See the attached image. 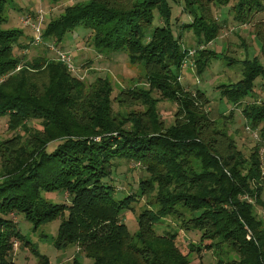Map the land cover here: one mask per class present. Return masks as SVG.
I'll return each instance as SVG.
<instances>
[{
  "label": "trees",
  "instance_id": "obj_1",
  "mask_svg": "<svg viewBox=\"0 0 264 264\" xmlns=\"http://www.w3.org/2000/svg\"><path fill=\"white\" fill-rule=\"evenodd\" d=\"M8 1L0 0V24ZM170 1L183 2L192 20L182 28L193 32L197 44L212 41L223 28L212 5L232 3L238 23L264 12V0H87L67 5L48 22L40 10L25 15L30 23L23 24L31 28L42 14L40 38L49 49L55 45L47 40L60 41L81 26L91 31L98 53L123 52L130 65H141L143 84L119 87L115 97L108 76L86 83L56 54L25 59L27 48L37 45L34 36L21 42L22 30L0 28V116H7L11 131L0 138V264H12L14 239L34 248L16 227L18 214L34 228L59 217L53 244H75L91 264H189V252L176 243L179 229L200 231V243L217 256L209 264H264V220L252 202L241 198L248 193L260 200L261 187L253 182L259 173L258 147L246 160L209 117L205 93L190 92L179 82L185 53L171 27ZM155 12L161 25L152 28ZM255 38L264 53L262 27ZM216 54L198 49L196 72L201 74ZM241 63L242 78L218 86L235 105L252 95L257 78L264 80L257 56ZM155 93L176 104L173 123L165 125L159 116ZM113 101L142 108L115 110ZM241 112L252 125L260 123L264 139V101L245 104ZM122 160L140 163L146 176L134 193L116 198L112 179ZM52 191L65 192L69 202L44 195ZM143 195L147 203L136 214L132 232L122 212ZM168 215L178 228L156 232L154 224ZM200 249L190 243L189 250ZM33 251L37 264H49L45 254Z\"/></svg>",
  "mask_w": 264,
  "mask_h": 264
},
{
  "label": "rangeland",
  "instance_id": "obj_2",
  "mask_svg": "<svg viewBox=\"0 0 264 264\" xmlns=\"http://www.w3.org/2000/svg\"><path fill=\"white\" fill-rule=\"evenodd\" d=\"M87 0H10L5 6L3 16L5 21L0 24L1 29H17L22 30V35L18 41L26 42L34 36V31L30 26H25L22 22L26 14L42 11L44 20L57 17L67 5ZM180 2V1H179ZM172 6L171 27L176 36H179L180 43L184 49V53L189 49H194L195 53L192 58V66L181 67L179 82L182 86L194 92L195 89L203 91L209 99L205 105L209 117L215 119L217 127L225 129L235 145L243 153L244 158L250 159V153L254 148L258 147V166L259 173L254 184L261 187L260 200L255 199L248 193L241 195V198L247 199L254 204V211L264 220V139L259 134L260 123L252 125L249 119L241 112L245 104L260 103L264 101V80L257 78L254 90L251 96L243 99L241 104L235 105L227 101L220 94L218 86L220 84L233 83L242 78V63L245 58L258 57L264 65V53L260 51V45L255 38V31L258 27H262L264 32V12H257L253 19L248 23H238L233 19L230 7L228 5H212V14L218 20L223 22V28L218 35L208 43H198L191 30L182 28V24L189 23L192 20L191 15L182 9L183 2L173 3ZM255 24V25H254ZM161 25V21L154 13L152 28ZM45 24L40 28L44 29ZM91 31L81 26L67 32L60 41L47 40L46 43L55 45L57 49L67 51L71 54L73 63L76 67L87 69V73L83 79L86 83L92 82L96 77H105L111 80L113 85L112 97H115L120 88L143 84V68L140 65L129 64L127 55L123 52H109L107 54L98 53L91 44ZM198 49H211L217 54V58H211L209 66L203 70L201 74L196 72L195 54ZM21 49L15 50L18 57ZM27 56L25 59H32L37 55L45 54L49 58H53L54 51L46 47L45 42L37 45H30L27 48ZM142 86V85H141ZM154 96L159 98L157 108L161 119L165 125L174 122V113L176 104L166 99L160 98L158 93ZM112 106L115 110L125 108V110L141 109V106L133 105L132 107L118 106L113 101ZM120 107V108H119ZM34 125H38L37 120H32ZM11 135V131L7 129V116H0V138ZM56 142H50L48 149L53 148ZM113 174L115 192L114 196L120 198L126 193H134L141 178L146 176V171L135 160L118 162L114 167ZM256 182V183H255ZM44 193V192H43ZM44 195L52 201L69 202L68 195L61 191L45 192ZM147 201L145 196L139 197L133 204V209H126L122 212V218L130 231H135L137 227L136 214L139 212L143 204ZM16 227L27 239L34 245L39 253L45 254L49 264H91L92 259L87 257L82 251L78 250L75 244H69L65 247L58 248L53 244L54 236L57 232L60 218H54L36 228L33 224L26 220L22 214L15 216ZM178 222L172 216L168 215L161 218L154 224L156 232L162 233L164 230L172 231L178 228ZM201 245L200 250H189L190 243ZM176 243L183 253L189 252V264H209L216 261V253L213 249L204 247L200 243V231L179 229L176 237ZM30 245L14 239L13 249L10 253L12 264H37L39 257L33 251ZM218 255V254H217ZM228 256H233L229 253Z\"/></svg>",
  "mask_w": 264,
  "mask_h": 264
},
{
  "label": "built area",
  "instance_id": "obj_3",
  "mask_svg": "<svg viewBox=\"0 0 264 264\" xmlns=\"http://www.w3.org/2000/svg\"><path fill=\"white\" fill-rule=\"evenodd\" d=\"M22 21L25 25L30 23V19L28 18V16L24 17V19ZM41 21H42V14H39L36 17V22L32 21V23H31V28L34 31V41H33L34 44H38V43L42 42L41 38H40ZM50 49L55 52V54L57 56L56 58L58 60H60L62 63H64V65L67 67V69L70 71V73L72 75L76 76L77 78H79L81 80L84 79V77L87 73V69H82L81 67L80 68L76 67L73 63V60H72L73 58L69 52L57 49L54 46H50ZM194 53H195L194 49H190V50L188 49L185 52L184 58L182 61V67L193 65L191 60L193 58ZM18 68H19V66L17 67V69Z\"/></svg>",
  "mask_w": 264,
  "mask_h": 264
},
{
  "label": "crops",
  "instance_id": "obj_4",
  "mask_svg": "<svg viewBox=\"0 0 264 264\" xmlns=\"http://www.w3.org/2000/svg\"><path fill=\"white\" fill-rule=\"evenodd\" d=\"M25 42V41H24ZM27 42V41H26Z\"/></svg>",
  "mask_w": 264,
  "mask_h": 264
}]
</instances>
